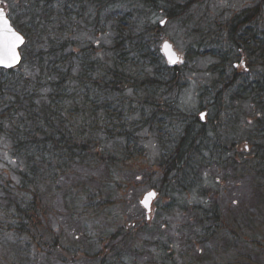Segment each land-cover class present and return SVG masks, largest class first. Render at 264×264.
Masks as SVG:
<instances>
[{
	"label": "trees",
	"instance_id": "16d2710c",
	"mask_svg": "<svg viewBox=\"0 0 264 264\" xmlns=\"http://www.w3.org/2000/svg\"><path fill=\"white\" fill-rule=\"evenodd\" d=\"M201 1L22 2L21 10L30 26L25 35L29 39V32L37 34L35 43L38 45L30 46L35 51L31 62L38 74L29 79L17 72L18 67L0 69V138L6 136L9 139L13 156L23 160L25 166L17 183L0 176V251L3 252L0 261L4 264H44L38 261L37 255L43 252L48 257L58 256L60 264H63L65 255L71 259L81 256V261L85 260V263L108 264L114 257H100L103 250L109 247L103 249L101 244L112 242L117 237L123 239L111 245L110 252L126 250L131 232H121V226L109 229L90 227V222L100 215H104L109 223L121 217L117 218L115 214L110 219L114 213L104 208L101 190H91V175L97 173L84 177L79 175V171L85 167L94 173L102 166L110 174L117 171L119 162L116 155L98 154V135L107 139H124L126 145L122 155L127 160L133 157L129 156L133 151L138 153L140 146L134 135L135 116L140 123L155 129L162 136L165 121L177 113L174 105L162 101L160 97L171 93L181 76L177 66L169 67L163 63L157 48L161 28L142 22L145 20L142 12L155 10L164 3L168 10L166 17L176 20L190 14L192 6ZM263 5L264 0L233 14L224 26V37L220 31L210 28L206 29V33L197 30L200 41H196L195 45L204 48L217 61L209 68L212 74L217 75L212 86V90L217 91L216 98H212L216 102L211 104L215 109L219 102L222 103V95L239 101L249 97L244 95L248 92L254 93L255 104L264 111V102L260 101L264 97V73L254 71L255 66L264 63V30H258L256 21L262 14ZM115 7L121 11L107 15V19L117 22L113 27V66L100 61L94 46L84 47L77 53L71 51L68 42L70 33L83 23L103 27L106 22L101 20L105 13L112 12L110 10ZM36 23L39 25L36 26ZM11 25L17 29L13 21ZM26 37L23 45L29 48ZM198 51L188 48L189 54L194 52L191 59L199 55ZM236 62L244 63L246 74L243 72L238 77L235 72L229 71ZM44 90L50 92L43 96L41 93ZM208 91H205V96ZM231 92L233 96H229ZM222 106L218 111L226 116L228 108L220 104ZM204 127L196 121L185 123L174 142L160 141L162 156L158 168L162 174L160 179L162 177L164 182L162 188L167 185V188L175 189L181 182L192 181L201 170L212 164L221 165L222 154L217 155L207 144ZM257 128L264 134V117L257 121ZM212 131L215 134L214 129ZM261 138L264 140V136ZM205 152L209 155L208 159ZM256 159V164L254 157V161L241 166L240 176L248 177L256 195L262 196L264 147L259 148ZM173 181L175 184L170 186ZM109 186L116 189L124 185ZM156 187L152 185L151 190L157 194ZM53 193L56 196L60 194L71 221L69 225L77 224L79 227V235H74L70 242H63L61 233L54 234L52 225L47 221L48 203ZM211 215L198 212L196 221L199 229L196 237L209 255L219 251V243H224L225 249L231 248L235 245L232 244L234 240L241 236L233 233L236 236L233 237L231 234L234 240L226 236L220 227V216L214 212ZM71 226L66 227L68 231H71ZM221 232L223 238H220ZM7 242L14 254L9 261L4 252ZM241 242L242 249L231 259V264H253L252 258L257 259L255 264H263L264 236L250 234ZM196 254L199 256L202 250L196 251Z\"/></svg>",
	"mask_w": 264,
	"mask_h": 264
},
{
	"label": "rangeland",
	"instance_id": "374dc122",
	"mask_svg": "<svg viewBox=\"0 0 264 264\" xmlns=\"http://www.w3.org/2000/svg\"><path fill=\"white\" fill-rule=\"evenodd\" d=\"M23 1L0 0V8L4 9L10 22L16 23L15 31L23 37L25 43L24 36L26 37V31L28 28L30 29V26L21 10ZM183 1L179 0V2ZM260 1L262 0H202L192 6L190 14L180 16L176 20L166 17L168 10L162 2L163 5H158L157 9H147L142 12L145 19L141 20L142 22L159 25L161 28L157 42L158 52L160 53V47L166 41L176 53L177 62L172 66L160 53L163 63L169 67L177 66L181 76V80L175 83L174 90L160 98L162 101L174 105L177 115L165 121V125L161 129L163 137L155 129L140 123L138 116H135L134 135L140 149L138 153L133 151L129 155L133 156L130 160L123 158L122 155V149L126 145L124 139H107L98 135V154L116 155L117 162H119L116 165L117 171L110 174L108 169H104V166L94 173L85 167L79 171V175L84 177L97 173L91 175V190H101V201L104 208L114 213L110 219H113L115 214L117 218L121 217L109 223L104 215H100L92 223L90 222V227L109 229L112 226H121L123 227L121 232H131L130 240H127L126 250H122L123 252H110L109 249L111 245L117 244L123 238L117 237L112 242L107 241L108 243L101 244L103 249L105 246L109 247L103 250L100 257H114L108 264H195L194 262H198V264H231V259L242 249L241 241L247 239L250 234L256 237L264 236V192L262 196H257L252 188L251 180L248 177L240 176L241 166L254 161V157L256 164L257 152L260 147H264V140L261 138L264 134L257 128V121L262 120L264 111L255 104L254 93L248 92L244 95H249V97L239 101L222 95V103L219 102L218 108L215 109L211 106L216 102L212 98H216L217 91L212 90V86L217 75L212 74L209 68L217 61L216 58L205 52L204 48H198L195 45L196 41H200V34L197 33V30L206 33V29L210 28L212 31H220V35L224 37V26L233 14L244 8L258 5ZM110 11L112 12L105 13L101 20V22H106L103 27L83 23L68 36L71 51L77 53L84 47L94 46L96 56L109 67L113 66L112 60L115 57L113 27L117 22L107 19V15H112L121 9L115 7ZM162 21L163 25H161ZM256 21L258 30L262 32L264 30V5L262 14ZM39 23H36V26ZM20 27L21 29H18ZM28 35L29 39L26 38L29 48L23 45L24 47L22 46L23 48L20 49L21 62L17 72L26 78L33 79L38 73L31 62L35 51L31 49L30 45L32 48L38 45L37 42L35 43L37 34L33 35L29 32ZM188 48L200 50L198 51L199 55L191 59V54L194 52L189 54ZM237 63L231 66L229 71L235 72L238 77L243 72L246 74L244 63ZM254 71L264 73V63L255 66ZM206 90H209V93L205 96ZM49 92L44 90L41 94L46 96ZM233 95L232 92L229 94V96ZM262 98L260 101L264 102V97ZM220 104L228 108L226 116L218 111L223 108V106L220 107ZM201 114H203V119H201ZM194 121L205 126L208 137L207 144L212 146V150L216 151L217 155L221 156L222 154V162L221 159L219 160L221 165L212 164L211 167L201 170L200 175L192 181L188 179L181 182L180 186L175 189L167 188V185L162 188L164 182L161 180L162 177L160 179L161 171L158 168L162 156L160 141L174 142L176 136H180L182 126ZM210 131L212 132L208 134ZM205 156L208 159V153L205 152ZM24 169L23 160L13 156L9 139L6 136L1 137V178L17 183L20 179L19 174ZM68 177L72 179L71 176ZM110 184L124 186L111 189ZM174 184L175 181L170 186ZM152 185L157 186L155 190L159 193H157L155 201L152 202L150 213L147 216L140 201L146 193L151 191ZM49 200L47 221L52 225V232L54 234L61 233L62 241L70 242L74 235H79V227L77 224L72 225L73 227L69 225L71 221L63 206L60 194L56 196L53 193L52 200ZM254 202L255 204H253ZM201 211L208 213L209 216H212V212L218 214L221 220L220 227L223 228L226 236L232 238L231 234L236 237L233 233L241 234L240 238L237 237L235 240L232 238L234 246L225 249L224 243H219L218 252L207 254L205 247L199 244L200 241L196 237V233L199 231L196 224L197 214ZM70 226L71 231H68L66 227ZM212 230L213 227L210 231L212 232ZM221 236H223L222 232L220 238H223ZM4 246L6 258L9 261L10 257H14L13 248L9 246V242ZM199 250H202V254L198 256L196 251ZM0 255H3L2 251H0ZM37 255L38 261L44 264H47L48 260V263L60 264L58 256L56 258L48 257L43 252H38ZM15 260L18 261L17 257ZM81 260V256L79 259H71L70 256L65 255L63 264H90ZM255 260L257 259H251L253 264H255ZM261 260L264 264V255ZM0 263L4 264L5 262L0 261Z\"/></svg>",
	"mask_w": 264,
	"mask_h": 264
},
{
	"label": "snow or ice",
	"instance_id": "6c2138e0",
	"mask_svg": "<svg viewBox=\"0 0 264 264\" xmlns=\"http://www.w3.org/2000/svg\"><path fill=\"white\" fill-rule=\"evenodd\" d=\"M0 21L4 25L3 32L0 33V65L10 67L20 59L16 49L19 44L23 43V37L9 26L8 20L4 18L2 12H0ZM164 48L169 49L170 46L165 44ZM168 59L171 63L177 62L175 55L172 53L169 54ZM201 119H203V114H201ZM148 195L153 196L155 194L149 193Z\"/></svg>",
	"mask_w": 264,
	"mask_h": 264
},
{
	"label": "water",
	"instance_id": "95a60500",
	"mask_svg": "<svg viewBox=\"0 0 264 264\" xmlns=\"http://www.w3.org/2000/svg\"><path fill=\"white\" fill-rule=\"evenodd\" d=\"M0 12H2L4 14V18L8 20L9 26L15 31V29L12 27V25L10 23V20L8 19L7 15H6V12L4 11L3 8H0ZM163 23H161V25H163ZM3 28H4V25H3L2 21H0V33L3 32ZM23 42H24V40H23ZM165 44L169 45L170 48L169 49H165L164 48V45ZM22 45H23V43L22 44H19L18 47H17V49H16V51H17V53L19 54V57H20L19 61L16 62V63H14L10 67L9 66H4V65H0V69H2V70H11V69H15L20 64L21 56H20L19 50H20V48H21ZM160 53L163 55V57L166 59V61H167V63L169 65H174L175 64V63L169 62V59H168V56H169L170 53L174 54L175 57H176L175 51L173 50L172 46L168 42L165 41L161 45V47H160ZM176 60H177V57H176ZM149 193H154L155 195L149 196L148 195ZM156 196H157V194L154 191H150V192L146 193L143 196L142 200L140 201V205L145 210V212H146L147 215L150 213L151 204H152L153 200L156 198Z\"/></svg>",
	"mask_w": 264,
	"mask_h": 264
},
{
	"label": "flooded vegetation",
	"instance_id": "af4514ba",
	"mask_svg": "<svg viewBox=\"0 0 264 264\" xmlns=\"http://www.w3.org/2000/svg\"><path fill=\"white\" fill-rule=\"evenodd\" d=\"M244 9H246V8H244ZM240 11H242V10H240Z\"/></svg>",
	"mask_w": 264,
	"mask_h": 264
}]
</instances>
